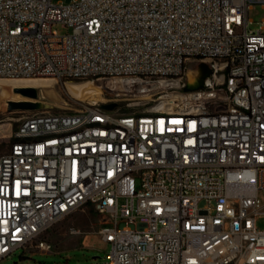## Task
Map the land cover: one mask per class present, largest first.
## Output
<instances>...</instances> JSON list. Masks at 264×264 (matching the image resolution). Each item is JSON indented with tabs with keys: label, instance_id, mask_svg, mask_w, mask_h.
<instances>
[{
	"label": "built area",
	"instance_id": "built-area-1",
	"mask_svg": "<svg viewBox=\"0 0 264 264\" xmlns=\"http://www.w3.org/2000/svg\"><path fill=\"white\" fill-rule=\"evenodd\" d=\"M253 3L264 8L0 0V76L102 86L101 99L33 111L10 133L0 260L49 248L40 235L87 204L110 245L104 264H264V17L251 28ZM191 63L209 73L187 90Z\"/></svg>",
	"mask_w": 264,
	"mask_h": 264
},
{
	"label": "rangeland",
	"instance_id": "rangeland-1",
	"mask_svg": "<svg viewBox=\"0 0 264 264\" xmlns=\"http://www.w3.org/2000/svg\"><path fill=\"white\" fill-rule=\"evenodd\" d=\"M66 1L52 0L53 3ZM248 14L253 20L251 28H257V22L264 17V8L259 3H253ZM53 28L59 34L69 31L67 27L60 24H55ZM189 69L197 70L192 83L206 72L205 69H201V64L191 63ZM43 77L52 78V76ZM82 80L92 79H57L54 87H35L37 96L32 98L40 100L38 102L41 104L40 110L62 111L76 108L86 101L71 96L66 89V83ZM3 100V106L0 108V135H3L0 137V154L6 150L10 133L16 129L21 120L31 112L37 111L16 109L13 106V103L23 101L11 100L8 97H4ZM100 223L101 215L91 205L79 206L40 235V239L50 245L49 248L41 249L33 243L25 250L18 248L14 254L1 259L0 264H104L110 245L105 244L100 238ZM107 225L112 226L113 223L109 222ZM258 225L264 228V219H260Z\"/></svg>",
	"mask_w": 264,
	"mask_h": 264
},
{
	"label": "bare ground",
	"instance_id": "bare-ground-1",
	"mask_svg": "<svg viewBox=\"0 0 264 264\" xmlns=\"http://www.w3.org/2000/svg\"><path fill=\"white\" fill-rule=\"evenodd\" d=\"M197 75V71H188V77L192 80ZM57 79L54 77L43 76H18L8 77L0 76V108L3 106L4 97L17 101H37L39 99L32 98L16 91V88L25 87H54ZM66 89L68 93L82 101L93 102L102 98V86L93 80H82L78 82H67ZM3 136V135H2ZM0 135V137H2Z\"/></svg>",
	"mask_w": 264,
	"mask_h": 264
},
{
	"label": "water",
	"instance_id": "water-1",
	"mask_svg": "<svg viewBox=\"0 0 264 264\" xmlns=\"http://www.w3.org/2000/svg\"><path fill=\"white\" fill-rule=\"evenodd\" d=\"M201 69H205L206 72L195 82H189L185 89H195L198 88L202 84V79L209 73V69L207 66L202 63L201 64ZM16 91L21 92L24 95L30 96V97H36L37 96V91L35 87H25V88H16ZM13 106L16 109H22V110H40L41 109V104L35 101H23V102H18V103H13ZM105 108H112L114 106V103H108L103 105Z\"/></svg>",
	"mask_w": 264,
	"mask_h": 264
}]
</instances>
